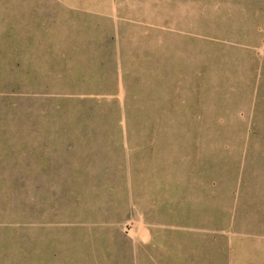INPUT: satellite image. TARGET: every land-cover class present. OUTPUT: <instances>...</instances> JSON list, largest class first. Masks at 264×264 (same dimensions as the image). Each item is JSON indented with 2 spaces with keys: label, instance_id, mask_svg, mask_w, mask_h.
I'll return each instance as SVG.
<instances>
[{
  "label": "rangeland",
  "instance_id": "rangeland-1",
  "mask_svg": "<svg viewBox=\"0 0 264 264\" xmlns=\"http://www.w3.org/2000/svg\"><path fill=\"white\" fill-rule=\"evenodd\" d=\"M0 264H264V0H0Z\"/></svg>",
  "mask_w": 264,
  "mask_h": 264
}]
</instances>
